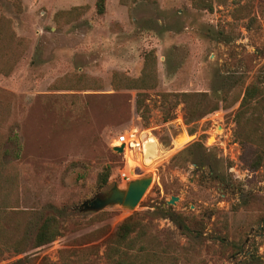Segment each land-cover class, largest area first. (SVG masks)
<instances>
[{"label":"rangeland","instance_id":"374dc122","mask_svg":"<svg viewBox=\"0 0 264 264\" xmlns=\"http://www.w3.org/2000/svg\"><path fill=\"white\" fill-rule=\"evenodd\" d=\"M125 1L126 26L89 28L98 13L88 5L62 28L56 0H0V264H112L128 218L138 223L123 247L132 264H264V0H207L213 11L192 0ZM115 72L147 85L114 90ZM80 74L103 76L105 88L50 90ZM251 84L261 94L242 107ZM184 92L208 93L220 109L187 124L174 95ZM134 131L157 139L160 155L117 153ZM150 174L134 210L79 209ZM49 214L63 235L35 249Z\"/></svg>","mask_w":264,"mask_h":264},{"label":"trees","instance_id":"16d2710c","mask_svg":"<svg viewBox=\"0 0 264 264\" xmlns=\"http://www.w3.org/2000/svg\"><path fill=\"white\" fill-rule=\"evenodd\" d=\"M192 1H193V6L196 9L209 10V11L214 10L213 4L207 0H192ZM122 2L124 3V0H122ZM87 8H88L87 6L73 7L69 11L57 12L56 17H55L57 21V26L58 27L60 26V23H59L60 17L70 18L69 20H67V22L69 23L72 17L74 18L80 17L83 14V12L86 11ZM96 9L99 15L105 14L107 11V0H97ZM0 28H3V26L1 25ZM1 36H2V32L0 31V37ZM118 75H119V72L114 73L113 87L115 90L128 89V88L137 89V88H141V86L143 85H147L146 83L143 85H139L140 79H132L129 77H125L124 81L120 82L117 79ZM91 78L92 77H87L85 75H79L77 76V78H75V83H76L75 85L80 84L79 85L80 87H86L85 85L84 86H81V85H83L84 82L88 81V79H91ZM142 79H144V77ZM145 81L146 80H144V82ZM143 88H146V87H143ZM260 94H261V88L257 86L256 84H251L246 89L245 96L242 101V107H245L250 101V99L254 97H258ZM174 95L180 98V101L186 104V107L188 109V114H189L187 118V124L200 120L205 115L213 113L220 109L218 108L219 107L218 105L214 107L210 106L211 100H210V95L208 93L184 92V93H176ZM145 96H146L145 93H138L137 104H138L139 109L143 105V99ZM168 119L169 118L166 117L165 121H168ZM146 120H148V118H146ZM258 166H259V163L253 164L251 166L252 170L255 171ZM110 176H111V169L109 167H106L99 174L98 183L100 185L107 183ZM167 213L168 212H164L165 215H168ZM137 226H138L137 222H134L132 218H128L118 228L115 234V237L112 240V242L115 245L114 246L115 250L114 252L108 253L109 259L112 261V264H132L130 260L126 258L125 256L126 253L123 252V247L129 246V240L132 234L136 232ZM186 227L190 229L188 225ZM62 235H63V231H62L60 218L56 214H49L48 216L45 217L44 221L42 222L38 230V233L34 240V248L40 249L47 245H50ZM115 254L122 255V256L119 259H115Z\"/></svg>","mask_w":264,"mask_h":264},{"label":"crops","instance_id":"0c3cea01","mask_svg":"<svg viewBox=\"0 0 264 264\" xmlns=\"http://www.w3.org/2000/svg\"><path fill=\"white\" fill-rule=\"evenodd\" d=\"M125 1V0H124ZM69 0H56V3L53 7V18L55 16V14L61 10H71L73 7L71 5H68ZM67 3V5H66ZM77 6L74 7H82V6H87L90 5V10L89 12L92 13V11L95 10L96 8V1H94L93 3L87 4V3H80V4H76ZM79 5V6H78ZM89 9V7H88ZM130 5H128V3L125 1L124 3L122 2V0H107V11L105 14L103 15H99L98 17H94V18H90L89 21L87 22V24L89 25V28H111V25L113 23H119L121 25L126 26V21L129 18V13H130ZM85 17H89L88 14ZM96 18V19H95ZM77 21L71 22V23H66V21L62 22L59 21L60 24H62V28H70V27H74V24ZM54 23V27L53 28H57L56 27V22L53 20ZM82 75V74H80ZM94 76H92L91 80L97 79V83H92V82H84L83 85L81 86H86V87H80L78 85H74V84H68V82H66L64 80V82H66V85L62 84L59 85V82L61 80H59V78L54 82V84L52 85L53 88H51L50 90L53 91V93H62V92H74V93H86L87 91H102L105 88V82H104V77H95V74H93ZM133 79V78H132ZM59 80V81H58ZM113 80H114V75L112 77L111 83H110V87H113ZM96 81V80H94ZM115 90V89H114ZM122 90V89H121Z\"/></svg>","mask_w":264,"mask_h":264},{"label":"water","instance_id":"95a60500","mask_svg":"<svg viewBox=\"0 0 264 264\" xmlns=\"http://www.w3.org/2000/svg\"><path fill=\"white\" fill-rule=\"evenodd\" d=\"M221 131L222 128H218L217 132ZM213 140L214 137L211 139V142ZM125 149V144L114 147V150L119 154H123ZM153 180V175L150 174L146 177L129 181L125 189H121L118 185H115L110 190L96 196L95 198L86 200L79 209L85 212H98L108 206L119 205L123 208L134 210L141 202L147 190L153 183ZM177 200V197H173L168 204H175Z\"/></svg>","mask_w":264,"mask_h":264},{"label":"built area","instance_id":"2783aa9c","mask_svg":"<svg viewBox=\"0 0 264 264\" xmlns=\"http://www.w3.org/2000/svg\"><path fill=\"white\" fill-rule=\"evenodd\" d=\"M122 144L126 145V149L131 153V155L138 157L144 153V136H139L136 131L130 132L128 140H125Z\"/></svg>","mask_w":264,"mask_h":264},{"label":"bare ground","instance_id":"6f19581e","mask_svg":"<svg viewBox=\"0 0 264 264\" xmlns=\"http://www.w3.org/2000/svg\"><path fill=\"white\" fill-rule=\"evenodd\" d=\"M157 139L151 138V139H147L145 137V150H144V155L146 156V158L148 159L147 161H150V158L152 157H158L160 155V151L157 148ZM162 155V154H161ZM135 160V164H139L138 161L135 159V157H132ZM143 158V157H142ZM141 160V159H140ZM142 161V160H141ZM140 161V162H141Z\"/></svg>","mask_w":264,"mask_h":264}]
</instances>
